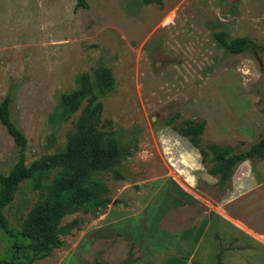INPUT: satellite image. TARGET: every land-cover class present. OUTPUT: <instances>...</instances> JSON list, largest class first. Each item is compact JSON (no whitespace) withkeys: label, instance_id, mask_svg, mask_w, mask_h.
<instances>
[{"label":"rangeland","instance_id":"rangeland-1","mask_svg":"<svg viewBox=\"0 0 264 264\" xmlns=\"http://www.w3.org/2000/svg\"><path fill=\"white\" fill-rule=\"evenodd\" d=\"M85 3L75 10L74 0H0V101L14 92L11 112L28 141L26 166L62 151L74 132L86 102L62 120L55 116L60 93L72 92L79 75L99 66L114 79V91L101 99V124L120 146L125 179L100 175L111 202L63 215L58 227L75 221L60 234L64 246L31 264H138L141 257L140 264H180L171 252L189 251L194 230L171 248V227H198L214 215L223 220L206 231L196 260L215 264L222 250L223 264H264V160L243 161L221 189L207 173L210 159L202 164L173 129L203 121L202 146L234 151L264 135V0ZM219 33L248 37L258 53H227ZM16 158L0 123V172H9ZM56 180L54 172L23 180L3 210L7 223L48 219L44 206ZM157 206L158 222L151 220ZM135 216L141 230L117 222ZM156 226L165 231L156 235ZM12 253L0 231V259Z\"/></svg>","mask_w":264,"mask_h":264},{"label":"trees","instance_id":"trees-1","mask_svg":"<svg viewBox=\"0 0 264 264\" xmlns=\"http://www.w3.org/2000/svg\"><path fill=\"white\" fill-rule=\"evenodd\" d=\"M75 10L86 8L85 0H74ZM218 45L227 53L236 55L258 53V46L248 37L227 39L224 33L216 35ZM264 76V71H263ZM114 91L111 71L99 66L91 74H81L76 78V87L70 93H60L57 97L55 116L62 120L76 113L82 103L80 116L74 132L66 137L62 151L48 155L26 166L27 138L12 117L14 92H9L0 101V123L6 128L16 148V161L7 173L0 172V231L12 242L10 260L0 259V264H31L49 256L55 248L64 246L60 237L74 222L58 227L59 219L78 210H93L105 207L111 202L106 197L107 188L100 183V175L111 173L114 180H124L120 172V146L101 124V99ZM169 120V124L174 122ZM203 121L184 120L173 129L186 138L198 150L201 163L209 158L212 165L207 173L217 177V186L225 188L235 168L245 160H264V135L247 149L234 151L231 147L217 144L202 146ZM54 172L57 180L52 188V197L44 206L48 219L10 226L4 216V208L12 201L20 183L33 175H50ZM104 193V196L102 195ZM55 220V223L53 221ZM222 250L218 251L217 263L221 262ZM92 264H101L95 260Z\"/></svg>","mask_w":264,"mask_h":264},{"label":"crops","instance_id":"crops-1","mask_svg":"<svg viewBox=\"0 0 264 264\" xmlns=\"http://www.w3.org/2000/svg\"><path fill=\"white\" fill-rule=\"evenodd\" d=\"M152 205H153V203H152ZM152 205H150L147 209H151V207H152ZM159 206H157V208H153V209H155L157 212H155V213H153L152 214V217L154 218V219H151L152 221H157L156 219H157V216H159V214L160 213H162L160 210H159V208H158ZM219 215V214H218ZM160 217V216H159ZM219 219H222L223 220V218H220V215L219 216H215L214 215V217H213V219L211 220L210 218H208V219H204L201 223H200V225L198 226V227H195V226H191V227H188V228H178V229H173V227H171V248H173L172 246L173 245H175L176 246V239L178 238L179 239V241H180V239L182 240V239H184V235H185V233L187 232V231H193V232H191V234L188 236V238H190L191 239V241H194V243L192 244V242H191V244L192 245H190V247H189V245H187V249L188 248H190L189 249V251H187L186 249H185V253L183 254V255H179L178 256V254L176 255L175 254V249H173V251L174 252H171V257H175V258H177V259H179L178 261L180 262V264H191V261H194V262H196V263H198V264H201V262H199L198 260H196L195 258H197L196 257V255H195V252H196V250H197V248H198V246H200V244H201V241H202V239H203V236L205 235V233H206V231L211 227V226H213L214 224H216V223H220V221H219ZM225 221V220H224ZM117 222H119L120 223V226H122V224L123 225H126V226H128L130 223H133V224H135V227L136 226H138V217L137 216H135L134 218L133 217H131V218H129V219H127V221H124V220H117ZM158 222V221H157ZM232 225V224H231ZM136 229V228H135ZM138 229H139V226L137 227V231H138ZM139 230H141V229H139ZM158 230H162V231H165V229L163 228H161V227H155V231H156V235H158L157 234V231ZM196 233V234H195ZM195 236H194V235ZM179 235H181V236H179ZM194 236V237H193ZM215 239V238H214ZM189 242V243H190ZM175 243V244H174ZM224 256V253L223 254H221V256H220V259H221V262H222V257ZM174 258V259H175ZM141 260H142V257H141V259H139V261H138V264H140L141 263ZM216 263H217V261H216ZM215 263V264H216ZM223 263V262H222Z\"/></svg>","mask_w":264,"mask_h":264}]
</instances>
